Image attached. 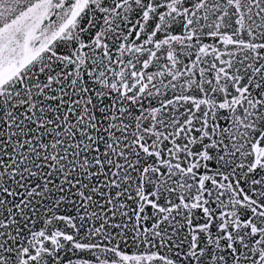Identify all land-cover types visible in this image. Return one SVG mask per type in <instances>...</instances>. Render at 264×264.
I'll list each match as a JSON object with an SVG mask.
<instances>
[{
	"label": "snow or ice",
	"instance_id": "obj_1",
	"mask_svg": "<svg viewBox=\"0 0 264 264\" xmlns=\"http://www.w3.org/2000/svg\"><path fill=\"white\" fill-rule=\"evenodd\" d=\"M0 264H264V0H0Z\"/></svg>",
	"mask_w": 264,
	"mask_h": 264
}]
</instances>
